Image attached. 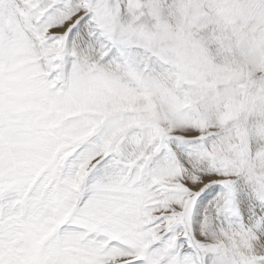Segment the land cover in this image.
Wrapping results in <instances>:
<instances>
[{
  "label": "snow or ice",
  "instance_id": "snow-or-ice-1",
  "mask_svg": "<svg viewBox=\"0 0 264 264\" xmlns=\"http://www.w3.org/2000/svg\"><path fill=\"white\" fill-rule=\"evenodd\" d=\"M0 264H264V0H0Z\"/></svg>",
  "mask_w": 264,
  "mask_h": 264
}]
</instances>
